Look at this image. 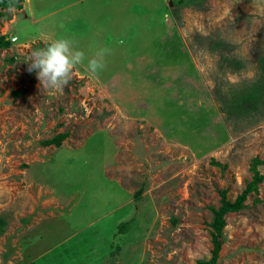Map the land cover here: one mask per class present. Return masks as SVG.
Instances as JSON below:
<instances>
[{"label":"rangeland","instance_id":"obj_1","mask_svg":"<svg viewBox=\"0 0 264 264\" xmlns=\"http://www.w3.org/2000/svg\"><path fill=\"white\" fill-rule=\"evenodd\" d=\"M1 36L0 264L209 260L220 192L264 175V0H23ZM57 37L85 60L45 90ZM225 219L216 264H264V180Z\"/></svg>","mask_w":264,"mask_h":264},{"label":"clouds","instance_id":"obj_2","mask_svg":"<svg viewBox=\"0 0 264 264\" xmlns=\"http://www.w3.org/2000/svg\"><path fill=\"white\" fill-rule=\"evenodd\" d=\"M45 46L31 51L27 58L28 71H35L45 90H62L73 78L74 70L83 65L85 53L66 37L45 40ZM107 49L98 50L88 59L85 70L93 77L105 67Z\"/></svg>","mask_w":264,"mask_h":264},{"label":"trees","instance_id":"obj_3","mask_svg":"<svg viewBox=\"0 0 264 264\" xmlns=\"http://www.w3.org/2000/svg\"><path fill=\"white\" fill-rule=\"evenodd\" d=\"M22 1L23 0H0V5L4 8H16L21 9L22 8ZM2 15L7 16V20L12 18V15H10L8 12L3 13ZM10 42L4 40V36H1L0 38V47H9ZM68 133H60L53 138L47 139L43 141L45 145L55 144L57 146H60L62 141L67 137ZM263 163L260 158H255L253 165H252V171H254V179L248 183L245 190L237 196V198L234 201H231L228 199L226 190H222L221 193V206L218 208H215L214 206H211V209L213 211L214 217L213 221L211 222V226L213 227L212 230V239H213V249H212V255L209 260H198L197 264H216L217 260L219 258L220 251L222 249L223 244V230L226 225V219L225 216L228 212H236L240 211L245 207V201L248 198V195L251 192L258 191V185L264 180V175L260 173L257 166L258 164ZM145 188L142 187L137 193L136 196L144 192Z\"/></svg>","mask_w":264,"mask_h":264},{"label":"crops","instance_id":"obj_4","mask_svg":"<svg viewBox=\"0 0 264 264\" xmlns=\"http://www.w3.org/2000/svg\"><path fill=\"white\" fill-rule=\"evenodd\" d=\"M29 228V227H28ZM83 228H85V226H83Z\"/></svg>","mask_w":264,"mask_h":264}]
</instances>
